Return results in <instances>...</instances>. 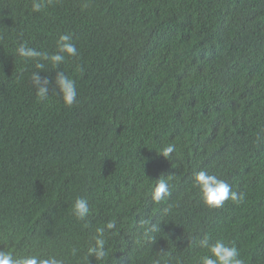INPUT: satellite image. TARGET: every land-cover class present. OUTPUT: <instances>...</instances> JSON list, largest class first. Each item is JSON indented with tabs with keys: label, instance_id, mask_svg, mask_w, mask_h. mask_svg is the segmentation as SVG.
Segmentation results:
<instances>
[{
	"label": "trees",
	"instance_id": "obj_1",
	"mask_svg": "<svg viewBox=\"0 0 264 264\" xmlns=\"http://www.w3.org/2000/svg\"><path fill=\"white\" fill-rule=\"evenodd\" d=\"M200 171L243 199L207 205ZM218 241L264 264V0H0V252L202 264Z\"/></svg>",
	"mask_w": 264,
	"mask_h": 264
},
{
	"label": "clouds",
	"instance_id": "obj_2",
	"mask_svg": "<svg viewBox=\"0 0 264 264\" xmlns=\"http://www.w3.org/2000/svg\"><path fill=\"white\" fill-rule=\"evenodd\" d=\"M40 9H41L40 3L33 4L34 11H39ZM60 39L67 41L68 36L67 35L61 36ZM63 50L70 55L76 54V48L71 43H65L63 45ZM18 52L20 56L29 57V58L40 55V53L27 47L19 48ZM51 59L53 61H59L63 59V57L60 55H55L52 56ZM58 84L60 86L61 93L63 94V100L65 104L72 105L77 95L74 82L66 77L61 76L59 78ZM46 91L47 89L44 88L40 89L38 95L41 100L45 98ZM174 148L175 145H168L163 149L162 154L168 157L174 151ZM195 183L201 189L204 203H206L211 207H220L228 199H231L233 201H239L243 199L242 196H240L239 200L237 199V193L232 191V188L228 183L218 179L216 176L209 175L205 171H200L196 173ZM167 194H168V185L166 181L161 180L155 188L153 198L156 201H160L162 198H165ZM74 212L78 218L82 219L85 216V214L89 212L87 200H85L84 198H77L74 204ZM112 227H114V223L109 222L107 224V228L110 229ZM99 231H103V229H99ZM129 236H130V225L128 223V227L124 229L121 235L118 237L116 244H120L127 241ZM99 243L103 244V241H99ZM210 249L215 259L206 257L202 261V264H243V261L238 258L239 253L235 247H228L224 245L222 242L218 241L215 244H212L210 246ZM101 255H103V253H101ZM0 264H47V261L40 260L38 262L36 257L13 259L11 254H4L0 252Z\"/></svg>",
	"mask_w": 264,
	"mask_h": 264
}]
</instances>
